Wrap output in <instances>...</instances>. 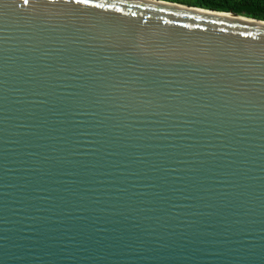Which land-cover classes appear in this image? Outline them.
<instances>
[{"label":"water","instance_id":"water-1","mask_svg":"<svg viewBox=\"0 0 264 264\" xmlns=\"http://www.w3.org/2000/svg\"><path fill=\"white\" fill-rule=\"evenodd\" d=\"M2 12L0 264H264V20Z\"/></svg>","mask_w":264,"mask_h":264},{"label":"trees","instance_id":"trees-1","mask_svg":"<svg viewBox=\"0 0 264 264\" xmlns=\"http://www.w3.org/2000/svg\"><path fill=\"white\" fill-rule=\"evenodd\" d=\"M264 20V0H166Z\"/></svg>","mask_w":264,"mask_h":264},{"label":"snow or ice","instance_id":"snow-or-ice-1","mask_svg":"<svg viewBox=\"0 0 264 264\" xmlns=\"http://www.w3.org/2000/svg\"><path fill=\"white\" fill-rule=\"evenodd\" d=\"M65 3H76V4H85V5H92L93 4V0H65ZM30 4V0H22V5H29ZM8 6V0H0V15L3 14L2 10L6 9ZM95 7H101L103 8L104 5L100 4V5H95Z\"/></svg>","mask_w":264,"mask_h":264}]
</instances>
